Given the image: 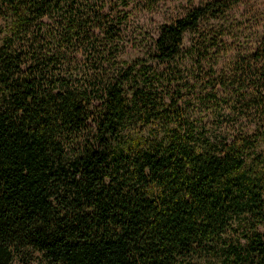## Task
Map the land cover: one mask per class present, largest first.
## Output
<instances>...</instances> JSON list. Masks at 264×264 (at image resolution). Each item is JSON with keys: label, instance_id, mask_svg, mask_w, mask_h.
<instances>
[{"label": "trees", "instance_id": "trees-1", "mask_svg": "<svg viewBox=\"0 0 264 264\" xmlns=\"http://www.w3.org/2000/svg\"><path fill=\"white\" fill-rule=\"evenodd\" d=\"M242 1L0 0V264H264V34L214 23Z\"/></svg>", "mask_w": 264, "mask_h": 264}, {"label": "rangeland", "instance_id": "rangeland-1", "mask_svg": "<svg viewBox=\"0 0 264 264\" xmlns=\"http://www.w3.org/2000/svg\"><path fill=\"white\" fill-rule=\"evenodd\" d=\"M174 3H167L153 13H135L132 15V22L135 26L141 27L144 31L146 42L156 34L157 26L168 22L170 17L176 15ZM225 26L227 35L223 38L228 44V48L251 49L255 46L256 40L264 34V0H243L236 8L229 11L225 19L220 22H214ZM213 23V24H214ZM227 47V46H226ZM145 48V47H144ZM141 49L127 48L126 58H135L142 55L145 51ZM230 53L220 56L218 66L227 62ZM13 264H27L23 258L17 259ZM30 264H36L31 261Z\"/></svg>", "mask_w": 264, "mask_h": 264}]
</instances>
